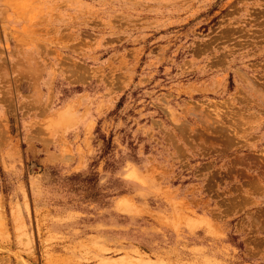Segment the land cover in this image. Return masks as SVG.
<instances>
[{"label": "rangeland", "instance_id": "374dc122", "mask_svg": "<svg viewBox=\"0 0 264 264\" xmlns=\"http://www.w3.org/2000/svg\"><path fill=\"white\" fill-rule=\"evenodd\" d=\"M0 264H264V0H0Z\"/></svg>", "mask_w": 264, "mask_h": 264}, {"label": "bare ground", "instance_id": "6f19581e", "mask_svg": "<svg viewBox=\"0 0 264 264\" xmlns=\"http://www.w3.org/2000/svg\"><path fill=\"white\" fill-rule=\"evenodd\" d=\"M245 102H246V101H245ZM228 113H229V112H228ZM238 119H239V118H238ZM225 120H226V119H225ZM230 122H231V121H230ZM233 129H234V127H233ZM227 139H228V138H227ZM227 139H226V137H225V139H224V140H227ZM233 142H234V141H233ZM255 184H256V183H255ZM245 188H246V187H245Z\"/></svg>", "mask_w": 264, "mask_h": 264}]
</instances>
